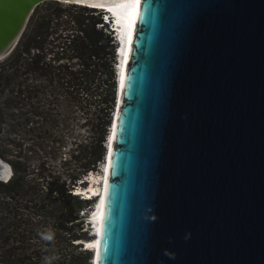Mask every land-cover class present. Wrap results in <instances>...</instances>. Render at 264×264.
Wrapping results in <instances>:
<instances>
[{"label":"water","instance_id":"95a60500","mask_svg":"<svg viewBox=\"0 0 264 264\" xmlns=\"http://www.w3.org/2000/svg\"><path fill=\"white\" fill-rule=\"evenodd\" d=\"M47 1L131 0H0V61ZM116 107L92 264H264V0H139Z\"/></svg>","mask_w":264,"mask_h":264},{"label":"trees","instance_id":"16d2710c","mask_svg":"<svg viewBox=\"0 0 264 264\" xmlns=\"http://www.w3.org/2000/svg\"><path fill=\"white\" fill-rule=\"evenodd\" d=\"M105 14L47 1L0 61V157L13 169L0 181V264H92L81 242L94 201L73 191L105 159L117 104Z\"/></svg>","mask_w":264,"mask_h":264},{"label":"clouds","instance_id":"9594fccd","mask_svg":"<svg viewBox=\"0 0 264 264\" xmlns=\"http://www.w3.org/2000/svg\"><path fill=\"white\" fill-rule=\"evenodd\" d=\"M105 12H106V14L104 15V22L108 26V30L110 32V35H111L112 39L117 44L116 45L117 46L116 47V56H117L116 70H117V76H118L117 82H118V85H119V87L121 89V82H122V78H123V75H124L126 62H127V58H128L127 52L129 54L128 50L130 49V46L128 47V45H129V42L131 44V38L132 37L130 38V34L126 35V33H125L126 25H125L124 20H121L118 17V15H115L114 12H110L108 10H105ZM115 18L118 19V21L122 22L120 24L119 31L117 30V26L115 24ZM124 40H125V42H124ZM126 44H127V47H126ZM123 48L126 50L125 54H122V49ZM117 90H118V88H117ZM117 94H120V92L119 93L117 92ZM115 110L117 112V107H116ZM116 112H114V114H116ZM113 128H114V123H113V125L110 128V133H109V136H108L107 148L110 147L109 143H111V139H112V136H113ZM108 158H109V154H107V151H106V155H105V159H104V163H105L104 176H105V178L103 176L104 181H103L102 187L100 189V192H99L98 187H95L97 191H95L94 189H93V191H91V187L93 185H96V182L98 180L97 177L99 176L98 174H96L95 171H92L87 176H85V177H87V179L84 180L87 183V185L85 187H76L74 189V191H73L75 194L79 195L81 198H83L85 200L94 201L93 208L90 209V212H89L88 216L85 218V224H86L85 228L89 232V235L91 236V239L81 242L83 244V248L87 249V250H91V249L88 248L90 246V243H88V241L93 240L92 239L93 235L91 234V232L94 231V235H95L96 221L93 220V219H95L94 217L99 212L102 214L103 199H104L103 195H104V192H105V180L107 178V174L106 173H108V166H109ZM95 175H96V178H94ZM82 188H84V190H82ZM87 191H90V193L87 194ZM101 192H102V194H101ZM98 238H99V236H98ZM91 251H93V249ZM94 259L95 258L93 256V260ZM93 260H92V263H93Z\"/></svg>","mask_w":264,"mask_h":264},{"label":"bare ground","instance_id":"6f19581e","mask_svg":"<svg viewBox=\"0 0 264 264\" xmlns=\"http://www.w3.org/2000/svg\"><path fill=\"white\" fill-rule=\"evenodd\" d=\"M138 4H139V0H131L128 3H126L125 5H122L121 7H118L115 10L112 11V12L115 13V15H118V17L121 20H124L125 25H126L125 33H126V35L130 34V38L132 37V33H133V30H134L136 15H137V11H138ZM119 23L121 24L122 22L119 21ZM124 42H125V40H124ZM129 46H130V42H129L128 47ZM126 47H127V44H126ZM125 51L126 50L123 48L122 49V54H125ZM127 56H128V52H127ZM119 92H120V87H119L118 93ZM109 145H110V143H109ZM108 160H109V158H108ZM106 174H108V173H106ZM103 176H104V173L102 174V177ZM94 178H96V175H95ZM104 178H105V176H104ZM104 178H103L102 181H104ZM106 180H107V178H106ZM106 180H105V186H106ZM95 186H97V185H93L91 187V191H93V189L95 191H97ZM82 190H84V188H82ZM89 193H90V191H87V194H89ZM101 194H102V192H101ZM103 198H104V195H103ZM95 221H96L95 237L93 238V240L88 241V243H90V246L88 248L91 249V250L93 249V253L98 248V236H99V229H100V224H101L100 223L101 222V213L100 212L95 216Z\"/></svg>","mask_w":264,"mask_h":264},{"label":"built area","instance_id":"2783aa9c","mask_svg":"<svg viewBox=\"0 0 264 264\" xmlns=\"http://www.w3.org/2000/svg\"><path fill=\"white\" fill-rule=\"evenodd\" d=\"M102 163V164H101ZM98 166V170L96 171V174H98L99 176L97 177L98 180L96 182V185H98V189H99V192H100V189L102 187V184H103V177H102V174L105 172V163L104 161L101 162ZM87 179L86 177L84 178V180ZM98 192V193H99Z\"/></svg>","mask_w":264,"mask_h":264},{"label":"rangeland","instance_id":"374dc122","mask_svg":"<svg viewBox=\"0 0 264 264\" xmlns=\"http://www.w3.org/2000/svg\"><path fill=\"white\" fill-rule=\"evenodd\" d=\"M78 127L80 128V125H78ZM78 127H77V128H78ZM78 132H79V133H83L84 131H83V129L80 128V129H78ZM107 144H108V138H107V140H106V144H105L106 148H107ZM103 161H104V160H103ZM103 161H102V162H103ZM101 164H102V163H101ZM86 178H87V177H86ZM95 187H98V185L95 186ZM94 208H95V207H94ZM94 218H95V217H94ZM93 220H95V219H93ZM91 234L93 235V237H92V239H93V238L95 237V235H94V231L91 232ZM93 254H94V253H93Z\"/></svg>","mask_w":264,"mask_h":264}]
</instances>
